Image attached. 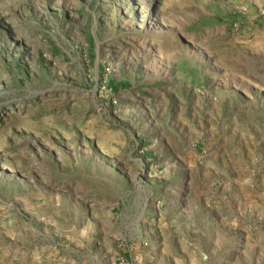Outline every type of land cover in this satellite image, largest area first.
Returning <instances> with one entry per match:
<instances>
[{
    "label": "rangeland",
    "instance_id": "obj_1",
    "mask_svg": "<svg viewBox=\"0 0 264 264\" xmlns=\"http://www.w3.org/2000/svg\"><path fill=\"white\" fill-rule=\"evenodd\" d=\"M0 264H264V0H0Z\"/></svg>",
    "mask_w": 264,
    "mask_h": 264
}]
</instances>
